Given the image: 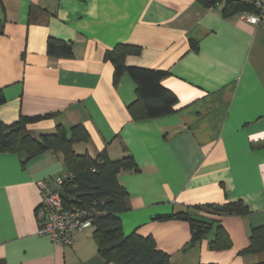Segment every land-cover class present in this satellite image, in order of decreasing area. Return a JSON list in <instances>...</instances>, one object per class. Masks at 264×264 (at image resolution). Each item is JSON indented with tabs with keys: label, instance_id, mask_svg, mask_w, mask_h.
Instances as JSON below:
<instances>
[{
	"label": "crops",
	"instance_id": "0c3cea01",
	"mask_svg": "<svg viewBox=\"0 0 264 264\" xmlns=\"http://www.w3.org/2000/svg\"><path fill=\"white\" fill-rule=\"evenodd\" d=\"M229 1L0 0V121L50 116L24 132L80 126L88 139L75 154L131 155L137 170L118 176L123 232L151 237L171 264H264V251L244 252L264 227V27L225 16ZM49 39L73 56H49ZM118 44L141 49L127 67L169 73L161 85L177 98L172 113L131 117L136 85L124 74L114 86L105 59ZM25 158L0 152V264H112L99 258L92 226L71 246L37 234L38 183L67 169L61 152ZM239 202L241 214L201 210ZM183 212L212 223L209 233L191 242L187 219H158ZM219 226L230 246L214 247Z\"/></svg>",
	"mask_w": 264,
	"mask_h": 264
},
{
	"label": "trees",
	"instance_id": "16d2710c",
	"mask_svg": "<svg viewBox=\"0 0 264 264\" xmlns=\"http://www.w3.org/2000/svg\"><path fill=\"white\" fill-rule=\"evenodd\" d=\"M206 7L219 5V0H199ZM222 13L225 16L242 13H256L252 3L243 0L229 1L224 4ZM46 52L51 57L71 58V46L61 41L49 39ZM140 47L118 44L105 54V59L113 67L112 82L117 86L124 74H128L136 85V102L128 107L131 117L136 119L157 118L173 112L177 103L175 95L164 88L161 82L169 76L168 72L127 67V56H138ZM5 97L0 91V105ZM33 117L20 118L16 123L5 125L0 121V152L10 151L24 153L25 161L44 152H61L66 173L70 174L60 193L65 208L76 206L81 210L91 212L90 220L93 232L92 239L97 245L99 258L112 264H171L168 255L159 250L151 237H143L136 232L125 234L122 229L120 213L127 208V193L118 181L119 174L136 171L137 166L131 155L111 160L105 152L92 157L88 154H75L73 145L88 139L85 130L74 126L69 133L61 126H56L51 133H42L38 138H32L24 132L29 124L42 119ZM201 208V207H200ZM199 208V209H200ZM211 210V212L208 211ZM202 213H212L221 216L241 214L245 212L242 203L228 204L219 209L204 207ZM215 212V213H213ZM203 216V215H202ZM184 218L191 227V242L200 240L212 228V223L204 220L191 219L185 212L175 215L161 216L162 221ZM214 247L230 246L226 234L219 226L216 228ZM264 251V227L253 229L249 247L245 253Z\"/></svg>",
	"mask_w": 264,
	"mask_h": 264
},
{
	"label": "built area",
	"instance_id": "2783aa9c",
	"mask_svg": "<svg viewBox=\"0 0 264 264\" xmlns=\"http://www.w3.org/2000/svg\"><path fill=\"white\" fill-rule=\"evenodd\" d=\"M252 3L256 13L239 14L249 24L264 27V1L243 0ZM70 178L69 173L58 177L52 183H38L40 201L35 208L38 222L37 234L48 237L54 246H71L73 235L82 233L91 225V212L76 206L65 208L62 204L60 190L64 182Z\"/></svg>",
	"mask_w": 264,
	"mask_h": 264
},
{
	"label": "water",
	"instance_id": "95a60500",
	"mask_svg": "<svg viewBox=\"0 0 264 264\" xmlns=\"http://www.w3.org/2000/svg\"><path fill=\"white\" fill-rule=\"evenodd\" d=\"M184 219V218H183Z\"/></svg>",
	"mask_w": 264,
	"mask_h": 264
}]
</instances>
